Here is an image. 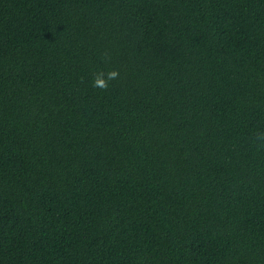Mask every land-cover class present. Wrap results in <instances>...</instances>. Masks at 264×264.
<instances>
[{"label":"trees","instance_id":"1","mask_svg":"<svg viewBox=\"0 0 264 264\" xmlns=\"http://www.w3.org/2000/svg\"><path fill=\"white\" fill-rule=\"evenodd\" d=\"M261 133L264 0H0V264H264Z\"/></svg>","mask_w":264,"mask_h":264},{"label":"clouds","instance_id":"2","mask_svg":"<svg viewBox=\"0 0 264 264\" xmlns=\"http://www.w3.org/2000/svg\"><path fill=\"white\" fill-rule=\"evenodd\" d=\"M106 58L110 59V57ZM119 78V72L116 70L108 71L107 73L103 71H99L94 75L92 81V87L94 89H99L101 91H107L109 88V82ZM257 140L264 142V133L257 135ZM261 147H264V143L261 144Z\"/></svg>","mask_w":264,"mask_h":264}]
</instances>
